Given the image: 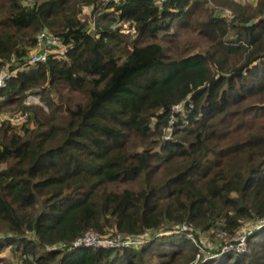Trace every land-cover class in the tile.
<instances>
[{
	"label": "trees",
	"instance_id": "1",
	"mask_svg": "<svg viewBox=\"0 0 264 264\" xmlns=\"http://www.w3.org/2000/svg\"><path fill=\"white\" fill-rule=\"evenodd\" d=\"M41 32L68 50L28 64ZM4 69L0 264H264V0H0Z\"/></svg>",
	"mask_w": 264,
	"mask_h": 264
},
{
	"label": "built area",
	"instance_id": "2",
	"mask_svg": "<svg viewBox=\"0 0 264 264\" xmlns=\"http://www.w3.org/2000/svg\"><path fill=\"white\" fill-rule=\"evenodd\" d=\"M152 1L158 7L161 8L167 0H152ZM225 13L229 16V18L233 16L231 10H225ZM45 46L54 48L55 49L54 54L65 55L68 50V46L64 45L62 43V40L58 36H54L53 34H50V33L47 34L45 32H41L38 35L36 49L34 50V52H32L30 59L27 60L28 64L33 65L38 62H45L48 59L50 55V51L44 50L43 48ZM15 74H16L15 71L10 72V73L7 71L6 72L1 71L0 72V88L5 86L6 81L11 76H14ZM187 99L189 98L187 97ZM190 105L191 107H193L192 103ZM184 107L185 106L183 103H177L172 107L173 112L170 117V121L168 123V129H167L168 132L166 133V138L169 139L172 136L173 128L176 123V114L183 111ZM23 119H24V115H20L12 120L21 121ZM180 228L190 229V226L188 224H183L180 226ZM251 230L252 229L250 227L244 226L242 227L241 230H237L236 232H232V233H227L224 230H221L220 232H218L219 237L226 239L223 245V249L226 251H232L235 253H243L247 251L248 249L247 233L248 232L250 233ZM72 244L73 246H87V247H92V248H98V247L112 248V247L124 245L127 243L124 242L120 234H118L117 236H108V235H102L96 230H88L84 234L77 236L72 242Z\"/></svg>",
	"mask_w": 264,
	"mask_h": 264
},
{
	"label": "rangeland",
	"instance_id": "3",
	"mask_svg": "<svg viewBox=\"0 0 264 264\" xmlns=\"http://www.w3.org/2000/svg\"><path fill=\"white\" fill-rule=\"evenodd\" d=\"M242 1L243 2H248L250 4H255V2H256V0H242ZM212 7H213L214 12L216 14H218V15H225L226 14L225 13V10H230L229 7H225V6L222 7L220 5H213ZM179 32L181 33V31H179ZM183 33L184 32H182L181 33L182 35L180 34V36L178 37V39L180 41H182V46H184V44H186L187 42L191 41L192 39H195V38L197 39V37L195 35H193V34H184L183 35ZM3 71L6 72L7 69H4ZM25 103L28 104V105H32V104H40V105H43V103H42V101H41V99H40V97H39L38 94H32V95L27 96ZM45 108L47 109L46 106H45ZM19 113L20 112H18V115H17V113H15L13 115L12 114H9V115H10V117L12 119H14V118L20 116ZM24 117H26V115H24ZM3 118H5V117H3ZM249 223H251V222L250 221H246L245 222V224H247V226H248ZM226 232L227 233H231V232H228V231H226ZM210 234H211V231L208 232V233H202L201 234L202 240L204 242V247L205 246L208 247V248L213 247V246H210V244H209V240L212 239L211 236H210ZM218 238L221 239V237H219V236H218ZM214 241H217V240H214Z\"/></svg>",
	"mask_w": 264,
	"mask_h": 264
}]
</instances>
